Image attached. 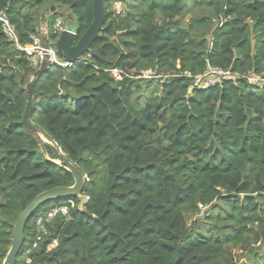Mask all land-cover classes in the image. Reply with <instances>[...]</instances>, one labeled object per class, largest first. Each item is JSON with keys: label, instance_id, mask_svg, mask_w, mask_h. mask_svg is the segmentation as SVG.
Masks as SVG:
<instances>
[{"label": "trees", "instance_id": "16d2710c", "mask_svg": "<svg viewBox=\"0 0 264 264\" xmlns=\"http://www.w3.org/2000/svg\"><path fill=\"white\" fill-rule=\"evenodd\" d=\"M93 3L0 0V14L26 46L49 8L66 9L72 22L55 13L49 23L56 47V21L80 39ZM104 10L83 58L40 77L30 114L85 189L33 214L16 264H264V81H252L264 80V0H105ZM210 68L231 77L195 86ZM36 70L0 22V264L29 203L74 184L24 125ZM69 200V218H48Z\"/></svg>", "mask_w": 264, "mask_h": 264}, {"label": "water", "instance_id": "95a60500", "mask_svg": "<svg viewBox=\"0 0 264 264\" xmlns=\"http://www.w3.org/2000/svg\"><path fill=\"white\" fill-rule=\"evenodd\" d=\"M105 0H94L93 14L94 20L88 30L83 36L78 39V28L69 23L67 28L62 31L56 42L57 56L64 59L66 62L75 64L78 63L83 56L89 51L92 44L98 39L100 31L105 22ZM55 13H61L68 17L72 22L73 17L66 9L52 6L44 14V22L40 27V34L42 37V46L44 48V58L41 65L31 76L27 87V102L24 112V125L34 139V141L40 147L47 161L55 164L64 171L68 172L74 178V184L71 186L56 187L47 191H44L37 195L29 205L20 214L13 229L12 244L7 252V255L2 264H16L18 256L25 244V227L27 222L33 216V214L44 204L58 200H68L76 197H81L86 186V176L70 159L62 152L58 145L40 128L35 126L30 120V114L34 103V89L40 79L54 64L49 54V50L53 45L50 43L49 35V23L51 17ZM53 155V158L50 156Z\"/></svg>", "mask_w": 264, "mask_h": 264}, {"label": "built area", "instance_id": "2783aa9c", "mask_svg": "<svg viewBox=\"0 0 264 264\" xmlns=\"http://www.w3.org/2000/svg\"><path fill=\"white\" fill-rule=\"evenodd\" d=\"M0 22L3 24V31L8 37L10 41H13L16 46L25 52V54L32 60L33 65L38 69V67L41 65L43 58H44V48L42 46V37L41 34L40 36H33L31 44L26 45V46H21L19 44V40L16 34L15 27L12 25L10 22L9 18L5 13L0 14ZM67 25H64L62 19H58L55 23V30L56 32L60 34L62 31H64L67 28ZM49 54L51 55V59L53 64H58L61 66H71L73 65L72 63L66 62L65 60H60L59 56H57V50L56 47H51L49 50ZM112 75L116 79H120V71L119 70H112ZM142 77L144 78H151L153 77V73L151 71H145L142 72ZM231 77V72L230 71H224L220 68H210L208 72H206L204 75L197 76L195 77V86L200 87V88H207L209 86H212L218 82L221 81L223 78H229ZM85 201H81L78 204V208L82 209L84 207ZM76 204L74 201L69 200L65 204H61L60 206H57L54 208L49 214L48 218H54L58 215H63L65 217H70V210L75 208ZM202 211L206 209L205 206L200 205L199 206ZM39 225V233L37 236V241H41L42 237L47 233L46 227L44 225L43 219H39L38 221Z\"/></svg>", "mask_w": 264, "mask_h": 264}, {"label": "rangeland", "instance_id": "374dc122", "mask_svg": "<svg viewBox=\"0 0 264 264\" xmlns=\"http://www.w3.org/2000/svg\"><path fill=\"white\" fill-rule=\"evenodd\" d=\"M116 8L117 9H121V5L120 4H117L116 5ZM252 81H254V82H259V81H264L262 78H260L259 76H252ZM200 217H203L204 216V213L202 212V213H200V215H199Z\"/></svg>", "mask_w": 264, "mask_h": 264}]
</instances>
